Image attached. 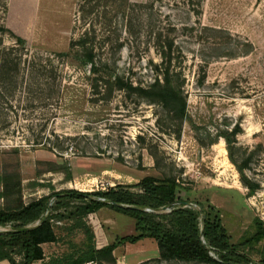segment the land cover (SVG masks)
<instances>
[{
  "label": "rangeland",
  "instance_id": "374dc122",
  "mask_svg": "<svg viewBox=\"0 0 264 264\" xmlns=\"http://www.w3.org/2000/svg\"><path fill=\"white\" fill-rule=\"evenodd\" d=\"M84 2L8 0V12L0 17V25L27 41L32 57L53 61L54 76L48 83L57 84L54 89L47 84L23 88L2 105L0 207H15L20 198L29 203L50 194L52 188L91 193L119 184L132 186L146 176H169L190 189L192 200H209L221 212L234 243L253 236L255 220L264 222V0H205L200 17L162 6L163 13L180 26L173 36L185 57L181 64L187 99L184 121L136 93L114 89L108 97L105 85L100 93L94 91L96 75L71 54L73 42L87 29L100 28L97 14L83 17ZM121 22L124 47L98 49L97 58H111L118 75L147 86L156 76L152 63L159 64L160 57L152 44L146 49V37L131 43ZM181 24L195 26L196 31L182 30ZM199 24L228 32L230 46H243L249 53L231 58L228 55L235 52L231 47L216 49L215 36L227 35L208 32L199 41ZM13 44L14 38L5 35V46ZM237 128L240 133L232 153L223 138L210 144L216 130ZM231 157L257 184L255 192L244 185ZM5 184L10 193L4 199ZM19 184L18 195L14 190ZM95 216V222H89L99 242L111 244L135 234L131 217L108 207ZM57 232L61 241L45 247L50 260L85 239L81 232L74 236L61 228ZM242 249L256 262L264 260V240ZM114 255L116 264H206L163 261L152 239L128 244Z\"/></svg>",
  "mask_w": 264,
  "mask_h": 264
},
{
  "label": "trees",
  "instance_id": "16d2710c",
  "mask_svg": "<svg viewBox=\"0 0 264 264\" xmlns=\"http://www.w3.org/2000/svg\"><path fill=\"white\" fill-rule=\"evenodd\" d=\"M204 1L148 0L146 3H133L131 0H85L80 12L85 19L97 14L101 19L100 28L93 26L87 29L79 40L73 42L71 54L83 68H89L91 75H96L92 87L97 94L100 93L101 85L108 88V97L114 89L127 90L149 102L160 103L176 119L184 121L187 118V99L183 92L181 64L185 57L173 36L180 26L171 20L170 14L163 13L162 6L166 5L172 12L185 11L189 17H200ZM7 12L8 0H0V17L5 18ZM120 21L131 43L135 45L136 41L146 37V49L152 44L160 57L159 64L152 63L156 76L147 86L135 85L118 75L116 63L111 58H97L98 49L111 47L121 51L124 47L125 42L121 38L123 30L118 26ZM199 25V41L208 32L227 35L225 38L215 36L213 44L216 49L231 47L235 51L228 55L231 58L249 53L243 46H230L227 38L231 36L228 32ZM181 26L182 30L196 31L195 26ZM7 34L14 38L11 46H5ZM52 62L42 56L32 57L27 41L5 25H0V118L2 105L14 99L18 90H30L33 86L36 88L44 84H47V88L57 87V84L48 83L49 76H54ZM51 79L54 81L55 77ZM194 129L199 130L197 126ZM239 133V128L216 130L210 144L223 138L232 153ZM232 162L237 166L244 185L255 192L257 184L245 176L238 162L233 159ZM71 177L69 175L68 179ZM5 186L2 194L4 199L10 193V187L7 184ZM131 188H137L138 191H132ZM51 190L50 194L29 203H24L20 198L15 207H0V228H8L7 231H0V262L36 264L45 260L43 245L60 242L61 236L57 230L61 228L73 236L81 232L85 239L80 244H73L71 250L62 257L46 264H116L114 253L118 247L137 244L146 239L157 242L159 259L163 261L264 264V260L256 262L242 249L264 240V222L261 219L255 220L253 236L241 243H234L223 224L221 212L209 200H192L190 189L174 177L146 176L132 186L119 184L91 193L73 189L59 192H55L54 188ZM14 191L21 194V184ZM194 204L199 209H195ZM105 207L134 219L135 234L119 237L111 244L97 241L89 221L95 222V215Z\"/></svg>",
  "mask_w": 264,
  "mask_h": 264
},
{
  "label": "crops",
  "instance_id": "0c3cea01",
  "mask_svg": "<svg viewBox=\"0 0 264 264\" xmlns=\"http://www.w3.org/2000/svg\"><path fill=\"white\" fill-rule=\"evenodd\" d=\"M102 210V209H101ZM142 242V241H141ZM102 243H104V244H108L107 242H102ZM51 244H55V243H51ZM47 245H49V244H45V245H43V248H44V251H45V255H46V258H45V260H43V261H39L38 263H36V264H46V263H48L49 262V260L51 259L50 257H48L47 256V252H46V246ZM131 245H135V244H131ZM128 246V244L127 245H124V246H121V247H118L116 250H118V249H121V248H126ZM158 253H159V250H158ZM56 258V257H55ZM0 264H10L8 261H1L0 262Z\"/></svg>",
  "mask_w": 264,
  "mask_h": 264
},
{
  "label": "built area",
  "instance_id": "2783aa9c",
  "mask_svg": "<svg viewBox=\"0 0 264 264\" xmlns=\"http://www.w3.org/2000/svg\"><path fill=\"white\" fill-rule=\"evenodd\" d=\"M87 264H98L97 262H89Z\"/></svg>",
  "mask_w": 264,
  "mask_h": 264
},
{
  "label": "water",
  "instance_id": "95a60500",
  "mask_svg": "<svg viewBox=\"0 0 264 264\" xmlns=\"http://www.w3.org/2000/svg\"><path fill=\"white\" fill-rule=\"evenodd\" d=\"M116 205V204H115ZM117 206V205H116ZM121 207H124V208H128V206H121ZM137 209H141V208H137Z\"/></svg>",
  "mask_w": 264,
  "mask_h": 264
},
{
  "label": "bare ground",
  "instance_id": "6f19581e",
  "mask_svg": "<svg viewBox=\"0 0 264 264\" xmlns=\"http://www.w3.org/2000/svg\"><path fill=\"white\" fill-rule=\"evenodd\" d=\"M222 149V148H221ZM224 150V149H223ZM220 151V150H219Z\"/></svg>",
  "mask_w": 264,
  "mask_h": 264
}]
</instances>
